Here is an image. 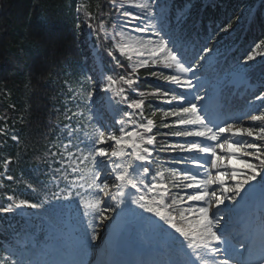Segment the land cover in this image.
<instances>
[{"label":"snow or ice","instance_id":"obj_1","mask_svg":"<svg viewBox=\"0 0 264 264\" xmlns=\"http://www.w3.org/2000/svg\"><path fill=\"white\" fill-rule=\"evenodd\" d=\"M134 7L139 10L138 14L130 15L124 8L121 15L128 19L120 20L117 26L131 25L134 32L141 34L151 30L156 39L137 37L139 46L134 55L138 59L132 72L149 64L170 70L167 74L159 73L169 87L157 89L152 95L163 97L169 107L160 111L164 117L173 118L163 124L164 128L174 129L165 136L184 139L157 148L156 138L151 134L153 120L137 124L132 112H125L127 119L117 121L121 125V135L109 133L106 136L104 131L94 128L92 136L84 133L88 142L80 141L83 147L72 144L76 129L65 125L69 129V143L64 148L67 151L72 147L76 151H67L62 157L67 163L58 171L64 174L62 179L68 181L65 187L75 190L76 196H72L71 190L64 196V188L57 184L60 190L53 192L54 199L49 201V212L54 209L51 216L56 219L49 223L47 232L41 229L48 239L32 232L23 236L16 234L0 249L6 253L0 264H39L34 256L38 252L47 254L51 251L48 243L53 235L59 236L64 243L60 217L63 209L71 208L77 198L84 208V218L91 215L92 219L86 228L76 231L71 264H119L110 258L112 241L105 242L103 247L99 243L103 239L100 228L111 230L113 238L130 229L139 230L146 239L156 242L151 253L154 258L141 260L138 264H264V220L251 231L225 228L228 210L241 204L254 186L260 185V192L264 195V93L249 100L245 110L225 111L222 103L225 87L247 83L248 62L256 57L249 53L243 57V62L238 60L226 69L220 68L223 54L217 37L233 29V23L222 22L202 41L192 42L186 34L167 26L169 5L165 0H141ZM117 46L121 53L129 48L124 43ZM108 55L112 56V52ZM150 75L157 77L158 73L153 71ZM88 79L95 80V77L89 76ZM119 79L136 91L132 86L138 80L123 75ZM107 80L105 91H112L128 109L143 112V99L127 103L129 98L124 89L112 88L116 83L112 76ZM79 95L82 100L90 101L94 91L84 89ZM144 95L143 91L139 92L140 97ZM210 111L215 114V119L210 118ZM75 115L73 113L67 119L71 121ZM242 121L248 123L242 124ZM128 122L132 123V131L123 127ZM137 128L143 131H137ZM133 137L139 142H129ZM109 141L112 142L110 153L102 146ZM127 148L132 151L126 152ZM167 150L180 153L170 157L174 164L181 165L172 169L171 186L164 182L162 173L157 174L159 179L154 176V182L146 184L144 177L150 168L145 165L156 162L154 153ZM106 156L113 158L108 173L113 177L111 183L101 182L103 173L96 159ZM126 156L140 162L138 167L142 172L138 176L133 177L129 172L130 161L117 162ZM69 174L73 177L70 181ZM85 185L89 190H95L94 202L86 201L79 191ZM110 187L115 191H108ZM129 187L136 194L126 192ZM100 193L103 197L99 196ZM169 198L170 204L167 203ZM15 207L39 210L43 205L21 200ZM12 210L11 204L0 208L2 213ZM173 211L179 212V219L172 214Z\"/></svg>","mask_w":264,"mask_h":264},{"label":"trees","instance_id":"obj_2","mask_svg":"<svg viewBox=\"0 0 264 264\" xmlns=\"http://www.w3.org/2000/svg\"><path fill=\"white\" fill-rule=\"evenodd\" d=\"M116 15L113 0H83L81 4L78 0H0V131L3 124L15 129L17 134V141L0 134V166L8 159L13 178L18 182L29 180L35 186L36 193L28 194L32 200L48 194L39 180L45 177L52 163L54 156L49 146L56 148L62 127L68 122L77 125V134L87 129V124L96 122L86 108L82 116L67 119L72 116V110L67 111L64 106L69 97L68 86L79 88L81 92L94 91L93 97L99 104L97 118L102 121L105 114L101 109L105 108L104 97L108 92L104 90L108 87L106 77L112 76L116 81L112 88H123L129 98L127 103L143 99L145 116L158 111L153 131L157 148L184 139L165 136L174 130L163 129L164 122L158 119L160 110H165L167 104L159 94L152 95L157 89L169 87L159 76L168 72L162 67H144L133 73V66L105 38L101 26L112 27ZM222 22L233 23V29L217 37L219 45L224 46L219 67L226 69L228 62L245 47L264 43V0H172L166 21L168 27L178 29L192 42L202 41ZM153 71L158 73L157 77L150 75ZM89 75L95 80L88 79ZM121 75L139 81L132 86L136 91L120 81ZM247 77L252 83H260L253 94L264 93V59L248 66ZM241 90L252 93L244 84L224 88L225 111L246 109V97H238ZM140 91L145 93L143 97L139 96ZM68 104L71 107L72 103ZM210 115L215 117L214 113ZM155 155V161L171 179V185L172 169L181 165L174 164L170 157L180 153L167 150ZM36 164L38 168L34 169ZM2 190L1 196L8 192ZM3 203L0 198V208ZM173 214L179 219L178 211ZM4 224H0V231L8 232Z\"/></svg>","mask_w":264,"mask_h":264},{"label":"rangeland","instance_id":"obj_3","mask_svg":"<svg viewBox=\"0 0 264 264\" xmlns=\"http://www.w3.org/2000/svg\"><path fill=\"white\" fill-rule=\"evenodd\" d=\"M78 2H79V4H81L83 2V0H78ZM139 2H141V0H115V4L117 6V15H116L114 25L110 28L103 27V30H102L105 38L110 40L113 43V46L118 51V53L121 56L125 57L131 66H134L136 60L138 59L134 55V50L139 46L136 43L137 37L143 36L144 40L156 39V36L151 32V30L148 33L141 34L138 32H134L132 30L131 25L117 26L118 23L120 22V20L128 19V18L122 17V15H121L124 8H126L129 11L130 15L138 14L139 10L136 9L134 7V5L136 3H139ZM165 2L169 5V9H170V4H171L172 0H165ZM121 6H123V7H121ZM135 22H138V20ZM119 33H124V35L121 36V35H119ZM118 43H124V44H127L129 46V48L125 50V53H121L119 47L117 46ZM218 46L220 47L221 53L224 54L223 53L224 52L223 51L224 46H222V45H218ZM249 53L253 54L256 58L254 61H249L248 65L257 63L258 61L264 59V43L263 42H257L254 45L249 46L246 52L241 51L234 60H230L228 62V65L231 66V65L235 64L238 60L240 62H243V57L248 55ZM145 55H147V53ZM129 56L132 57L131 60H129ZM144 67H156L157 68V67H162V66H152L151 64H149L148 66H144ZM162 69L166 70L167 72L170 71L169 69H165L163 67H162ZM209 75L211 78V74H209ZM89 76H93V75H89ZM107 77H108V75H107ZM107 77H106V80H107ZM245 84L246 85L248 84V80H247V83H245ZM248 85H252V84H248ZM80 92H81V90L79 88H74L71 86L67 87V93H69V97H68V99H65L66 101L64 100L65 101V104H64L65 109L66 110L70 109L69 108L70 105L68 104V102H71L73 104L72 112L76 114L75 116H79V117L82 116L83 109H85V108L88 110V113L91 112L92 116L93 115L97 116L98 115L97 110L99 109V104H97L98 99L95 100L94 97H92L90 101H84L80 98V95H79ZM104 98H105V100H104L105 114L115 121V125H116L115 128L119 130L121 125L119 123H117V121L120 119H127L126 117H124V113L125 112H131V111L128 108L123 107V105H126V104L119 102L120 99L115 97L113 95L112 91H108ZM102 105H103V103H102ZM168 107L169 106L167 105V108L165 110H167ZM101 112L103 113V107L101 109ZM155 114H158L157 110L150 113L151 117L145 116L143 112L142 113L141 112L133 113V119L137 122V124L146 123L147 119H152L154 122V127H153V131H154V130H156V126H157V121L154 117ZM158 119L162 120V122L166 123V122L171 121L173 118L164 117L163 112L161 111L159 113ZM68 125L70 126V128H73V126H71L70 124H68ZM100 126L102 127L100 130L104 131L106 136L109 133L115 135L113 128L108 123H103V126L102 125H100ZM123 127L126 129V131L133 130V126H132L131 122L125 123L123 125ZM162 128L165 129L163 126H162ZM73 129H75V127ZM65 130H66V133H65L66 136L64 135L62 142H60V143L58 142V148H57L58 152H60V154H59L60 155V162L62 163L59 165V167H62V165L64 163L65 164L67 163L66 160L62 159L63 156L67 155V151H73V152L76 151V149L72 148V147H69L67 151L65 150L64 145L69 143V135H68L69 129L65 127ZM139 130H142V129H139ZM9 133H10V131H9ZM10 135H11V133H10ZM92 135H93V133L92 134L89 133V136H92ZM77 137H79V140L77 139ZM72 138H73V139H71L72 144H77L79 147H83V144H81L80 141H84L85 143L88 142L84 133L77 132V135L73 136ZM174 138H177V137H174ZM12 139L14 141H17V138L15 136H13ZM111 143L112 142L109 141V142H107V144L102 145L103 147L107 148L109 153L112 151V148L109 147V145ZM131 151L132 150L130 148L126 149V152L130 153ZM109 157L110 156L97 157L96 158L97 161L100 162L99 163V169L101 171H102V169L100 167V164L102 163V161H107ZM112 160H113V158H112ZM112 160H111V163H112ZM127 161L131 162V164L129 166V172L131 173V175L133 177L138 176L142 172V168L138 167L140 162L136 161L134 159V157L126 156L123 158V160H119L117 162L125 163ZM106 166H107V168H106L107 171L105 172L106 169L102 171L103 175L101 177V182L103 183V181L106 180L105 182L111 183V181L107 180V179L113 178V177L108 175V173L111 172V170H110L111 166L108 163ZM145 166L149 167L151 170H153V172L155 171L154 173H152L150 171L148 174L145 175L144 179H145L146 184L152 183L153 177L157 176L158 173L163 174V179H164V182L166 183V179H167L166 175L164 172H162L160 170V167H155V166H157L156 163H153L151 165H145ZM209 167H210V163H209ZM155 168H156V170H155ZM213 174H214V171H213ZM71 179H73V177L71 176V174H69V181ZM157 179H159L158 176H157ZM51 180L53 181V179H51ZM45 181L46 180H44V182ZM50 182L51 181L49 180V183ZM62 182H64V184L62 186L60 185V188H64L63 195L67 196L68 192L71 190V188H70V186L65 187V185L68 184V181L63 180ZM49 183L47 180L46 185ZM50 184H52V183H50ZM33 190H35V188H33ZM59 190L60 189L57 188L54 192H58ZM71 191H72V196L75 197L76 191L75 190H71ZM79 191L81 193H83V198L86 201L94 202V198L96 196L95 190H89L87 188V185H85V187L82 189H79ZM108 191H115V189L110 187L108 189ZM125 191L126 192L131 191L133 194H136L135 190L131 189L130 187L126 188ZM18 196L19 197L8 198L9 203L7 202L4 204V208L8 207L10 204L13 206L12 212L14 210L17 211L16 215H15L16 218L12 219L13 218L12 212L2 213V219H3L2 222H5L4 225L6 228L7 227L11 228V231L9 233V235H11L9 241L12 240L13 237L15 236V233H13V228H15V223L18 222L17 220H19V219H21L23 221L22 223L24 224V225H21L20 229L25 230V233L32 232V233H35L37 236H42L43 233L41 232V229H44V231L47 232L49 223L52 220L56 219L55 217H50L51 213H54L55 210L52 209L49 212L50 205H49V202L47 201V199H42L41 201L37 202V203H40L43 205V207L40 208L39 210H33V209H29V208L17 209L15 207V204L19 203L21 200H24L23 199L24 197L22 198V196L19 194H18ZM99 196L103 197V193H100ZM51 197H53V195ZM53 199H54V197H53ZM69 202L70 201H65V203H69ZM256 205L257 206L259 205V206L264 208V195H262L260 192V185L254 186L249 191V193H247L245 195V200L241 204H238L236 207L228 210L227 219L225 221V228L230 226V225L226 224V223H229L230 221H234L236 219H243V218H246L249 220V218H250L249 213H250L251 209H255ZM83 212H84V208L82 205L79 204V198H77L76 202L72 204L71 208L63 209L62 215L60 217V226L62 228V233H63L62 239L64 240L65 244L61 241L59 236L53 235L52 240L49 241V243H48V246L51 247V251L47 254H43V253L38 252L34 256V260L38 261L39 264H53V259L51 258V256H52L51 252L54 251L55 249H57L58 247L62 248L63 246H66L68 243L72 244L74 237L77 234L76 231L77 230L82 231L83 227L86 228L88 221L92 219L91 215L87 218H84ZM8 214H10V215H8ZM41 218H43L42 221H40ZM252 220H255V219L252 218ZM98 230L103 233V239L101 241H99V243H101V245L103 247L105 242L111 241L112 233H111V230L104 231L102 228H100ZM136 231H137L136 232L137 235L141 233L139 230H136ZM68 237L70 240L68 239ZM43 239L47 240L48 237L46 235H43ZM9 241L2 243L1 249ZM154 243H156V242H154ZM43 246H44V244L42 243L41 247H43ZM111 248H112V246H111ZM57 251L60 252L59 250H57ZM4 255H6V253L3 252L1 258H3ZM98 255H99V253H98ZM9 264H10V262H9Z\"/></svg>","mask_w":264,"mask_h":264},{"label":"bare ground","instance_id":"obj_4","mask_svg":"<svg viewBox=\"0 0 264 264\" xmlns=\"http://www.w3.org/2000/svg\"><path fill=\"white\" fill-rule=\"evenodd\" d=\"M111 160H112V158L109 157L107 161H102V163L100 164V167H101L102 169H105V168H106V162H108V163L111 164ZM107 180L112 181L113 178H111V179H107Z\"/></svg>","mask_w":264,"mask_h":264},{"label":"water","instance_id":"obj_5","mask_svg":"<svg viewBox=\"0 0 264 264\" xmlns=\"http://www.w3.org/2000/svg\"><path fill=\"white\" fill-rule=\"evenodd\" d=\"M132 139H134V137H133ZM128 235H129V234H128Z\"/></svg>","mask_w":264,"mask_h":264}]
</instances>
